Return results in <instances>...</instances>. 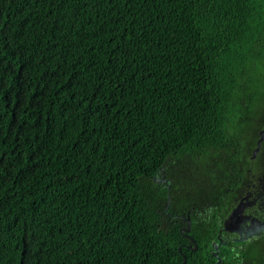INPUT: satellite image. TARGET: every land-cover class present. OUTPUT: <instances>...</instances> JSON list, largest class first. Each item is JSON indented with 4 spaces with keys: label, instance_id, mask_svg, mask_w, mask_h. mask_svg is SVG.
<instances>
[{
    "label": "trees",
    "instance_id": "16d2710c",
    "mask_svg": "<svg viewBox=\"0 0 264 264\" xmlns=\"http://www.w3.org/2000/svg\"><path fill=\"white\" fill-rule=\"evenodd\" d=\"M260 78L264 0H0V264H264Z\"/></svg>",
    "mask_w": 264,
    "mask_h": 264
},
{
    "label": "flooded vegetation",
    "instance_id": "af4514ba",
    "mask_svg": "<svg viewBox=\"0 0 264 264\" xmlns=\"http://www.w3.org/2000/svg\"><path fill=\"white\" fill-rule=\"evenodd\" d=\"M256 142L254 148H252L253 160L263 149L264 139L259 150L254 154V150L257 147ZM252 167L254 166L250 167L249 172L253 170ZM165 169L166 166L158 172L159 177L163 175V170L167 174ZM261 171H264V166L258 165L256 172L251 173L250 179L245 183L242 191L235 195L233 206L229 212L222 218L221 226L218 229V236L222 243L225 244L229 241L243 242L254 238L261 239L264 236V188L260 186L261 184L258 180ZM159 177L158 180L162 181ZM233 211H235L236 215L230 221L229 217ZM234 239H237V241H234ZM215 245L218 246V244Z\"/></svg>",
    "mask_w": 264,
    "mask_h": 264
},
{
    "label": "rangeland",
    "instance_id": "374dc122",
    "mask_svg": "<svg viewBox=\"0 0 264 264\" xmlns=\"http://www.w3.org/2000/svg\"><path fill=\"white\" fill-rule=\"evenodd\" d=\"M251 91H256V92L260 93V97L262 99H264V78L263 79L260 78L259 83L256 82L255 84H252L250 92ZM248 138H252V136H248ZM256 157L257 158L258 157L262 158L260 164L258 163V165L264 166V151L262 153L258 154V156L256 155ZM173 168H177V167L173 166ZM177 171L178 172L175 174L174 177H175V179H181V177H183L185 175V172L180 167L177 168ZM162 174L163 175H161L159 177V179H161V180H165L166 179L167 180L168 176L164 173V170H163ZM258 180H259V183L261 184L260 186L264 188V172L263 171H261V173L259 174Z\"/></svg>",
    "mask_w": 264,
    "mask_h": 264
},
{
    "label": "water",
    "instance_id": "95a60500",
    "mask_svg": "<svg viewBox=\"0 0 264 264\" xmlns=\"http://www.w3.org/2000/svg\"><path fill=\"white\" fill-rule=\"evenodd\" d=\"M263 139H264V126H263V128L259 131V137H258V140H257V142H256L257 147H256L255 150H254V154L259 150L260 145H261V142L263 141ZM231 214H232L231 216L229 215V216H230V217H229L230 221H231V220L233 219V217L236 215V214H235V211H233ZM187 230H189V228H187ZM239 240H241V238H239ZM234 241H237V239H234ZM212 245H213V244H212ZM219 245H220V244H219ZM215 248H217V247H215ZM213 253H214V254L217 253L216 249H214ZM184 261H185V259H184ZM220 261H221V259L218 257V258H217V261H216L215 264H218ZM183 263H184V262H183Z\"/></svg>",
    "mask_w": 264,
    "mask_h": 264
}]
</instances>
